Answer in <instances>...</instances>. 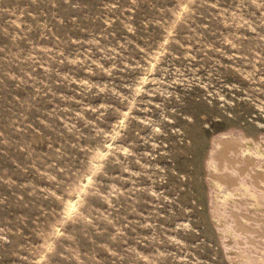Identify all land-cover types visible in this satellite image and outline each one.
Masks as SVG:
<instances>
[{"label": "rangeland", "instance_id": "1", "mask_svg": "<svg viewBox=\"0 0 264 264\" xmlns=\"http://www.w3.org/2000/svg\"><path fill=\"white\" fill-rule=\"evenodd\" d=\"M220 139L264 172V0H0V264H264Z\"/></svg>", "mask_w": 264, "mask_h": 264}, {"label": "bare ground", "instance_id": "2", "mask_svg": "<svg viewBox=\"0 0 264 264\" xmlns=\"http://www.w3.org/2000/svg\"><path fill=\"white\" fill-rule=\"evenodd\" d=\"M222 141V139H220ZM240 140H242L240 138ZM243 140H246V139H243ZM248 140V139H247ZM251 141V140H250ZM220 142V141H219ZM221 143V142H220ZM242 142L240 141H237L236 139H230V140H224L222 141V145H223V149L221 151H219L217 153V159L218 161L220 162V164H222L221 166L223 165H226V163H229L227 164L228 166L230 165H233L234 167L238 168V170L240 171V174L242 175H245L247 176H252V180L254 183L258 184L260 183V181L263 180L264 178V172L263 171H256L254 167V161L251 159H246L247 160V166L244 168L242 166H239L238 163H239V160H237L236 158H234V156L232 157L233 154H236L240 149H239V146L241 145ZM256 143V142H255ZM219 145V143H218ZM259 145V144H258ZM243 147V145H242ZM245 148V147H244ZM251 148V147H250ZM239 149V150H238ZM256 150V149H255ZM246 151V150H245ZM239 154V153H238ZM237 155V154H236ZM263 155V154H262ZM215 156V158H216ZM239 156V155H238ZM249 156V155H248ZM250 157V156H249ZM260 157H263V156H260ZM215 158H214V161H215ZM241 158V157H240ZM248 158V157H247ZM255 158V157H253ZM256 161V160H255ZM217 163V161H216ZM241 163V162H240ZM239 163V164H240ZM218 165V164H217ZM220 168V166H218ZM222 168V167H221ZM225 168V167H224ZM223 168V169H224ZM230 168V167H229ZM227 168H225L226 170ZM233 169V168H232ZM222 171V170H220ZM227 171V170H226ZM225 171V172H226ZM234 171V170H233ZM223 172V171H222ZM238 172V171H237ZM229 173V172H228ZM231 173V172H230ZM225 174V173H224ZM238 174V173H237ZM240 175V176H242ZM227 176V177H226ZM226 176H222L220 178V181L222 184L224 185H227L228 188L230 187L232 189V187H234L235 185L238 186L237 184H239L240 182H238V179L239 178H234L230 175H226ZM243 177V176H242ZM249 178V177H248ZM251 179V178H250ZM241 181V180H240ZM243 181V180H242ZM246 183V182H245ZM255 184V185H256ZM252 185V183L250 184ZM240 186V185H239ZM262 186V184H261ZM250 187V186H249ZM252 187V186H251ZM257 187H260V186H257ZM247 188V187H246ZM219 189V188H218ZM230 190V189H229ZM233 190V189H232ZM251 191V190H250ZM253 191V190H252ZM262 192V191H261ZM252 194V193H251ZM255 194V193H254ZM254 196V195H253ZM252 197V196H251ZM256 197V195H255ZM254 201V200H253ZM257 203V201H254ZM258 218V217H257ZM256 218V219H257ZM255 219V218H254ZM259 219V218H258ZM244 224V223H243ZM241 227V226H240ZM244 229V228H243Z\"/></svg>", "mask_w": 264, "mask_h": 264}]
</instances>
